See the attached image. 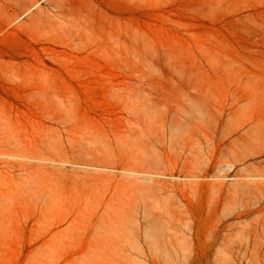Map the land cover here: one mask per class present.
Listing matches in <instances>:
<instances>
[{
  "label": "rangeland",
  "instance_id": "1",
  "mask_svg": "<svg viewBox=\"0 0 264 264\" xmlns=\"http://www.w3.org/2000/svg\"><path fill=\"white\" fill-rule=\"evenodd\" d=\"M0 264H264V0H0Z\"/></svg>",
  "mask_w": 264,
  "mask_h": 264
}]
</instances>
